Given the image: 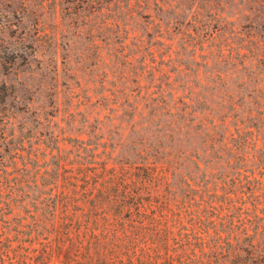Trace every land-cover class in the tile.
<instances>
[{"label": "rangeland", "instance_id": "rangeland-1", "mask_svg": "<svg viewBox=\"0 0 264 264\" xmlns=\"http://www.w3.org/2000/svg\"><path fill=\"white\" fill-rule=\"evenodd\" d=\"M257 116L264 0H0V264H87L41 215L174 210ZM145 156L155 180L115 196Z\"/></svg>", "mask_w": 264, "mask_h": 264}, {"label": "trees", "instance_id": "trees-1", "mask_svg": "<svg viewBox=\"0 0 264 264\" xmlns=\"http://www.w3.org/2000/svg\"><path fill=\"white\" fill-rule=\"evenodd\" d=\"M226 141L224 168L189 184L174 210L164 201L160 213L148 214V198L128 202L125 214L46 213L39 222H46L59 250L67 246L69 258L87 264H264V117L257 116L251 126L241 121ZM152 165L145 156L133 173L115 174L114 179L127 183L123 191L112 189L115 196L129 199L137 181L148 187L156 175ZM160 178L156 187L165 180ZM0 218L6 234L11 223L1 206Z\"/></svg>", "mask_w": 264, "mask_h": 264}]
</instances>
